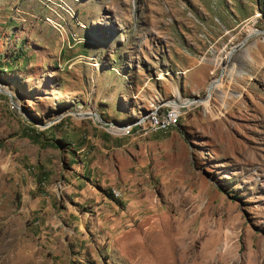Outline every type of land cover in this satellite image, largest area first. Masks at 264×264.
<instances>
[{"label": "rangeland", "instance_id": "374dc122", "mask_svg": "<svg viewBox=\"0 0 264 264\" xmlns=\"http://www.w3.org/2000/svg\"><path fill=\"white\" fill-rule=\"evenodd\" d=\"M86 112L75 191L46 126ZM0 264H264V0H0Z\"/></svg>", "mask_w": 264, "mask_h": 264}, {"label": "crops", "instance_id": "0c3cea01", "mask_svg": "<svg viewBox=\"0 0 264 264\" xmlns=\"http://www.w3.org/2000/svg\"><path fill=\"white\" fill-rule=\"evenodd\" d=\"M257 54L260 53L255 52V55L252 57L250 52L252 61L258 58ZM236 77L239 76L237 75ZM188 79L194 80V77L191 75L188 77ZM197 82H199V85H195V83H192L191 85L194 88V92L202 91L205 88L206 77H203L202 75L197 76ZM214 83H217V81H215ZM189 90L190 89H187L185 93L187 91L188 93L193 92L192 89L190 90V92ZM80 120H82L83 122H80ZM88 120H91L93 122ZM52 121H55V119L51 120L50 122ZM60 121L54 122L51 125L46 126L47 128L50 127L49 128L50 137L48 140H46V142L50 146L54 147L56 150L57 154L55 155V160H56L55 167L61 168L64 165H67L69 177H70L69 179L71 183L76 187L74 190L76 191L79 190L80 188L84 190L81 178H84L85 174L93 173L95 171V168L100 167L97 160H92L95 157L94 149L92 148V146L94 145L97 146V149L95 148V151L97 150L104 151L105 150L104 142L106 141L107 136L105 134H102L103 132H100L101 128L99 124L95 123L94 120H92L91 118L76 117L70 119L69 122L70 125H68V127L64 126L66 129L69 128V130L71 131L69 134L67 133L68 135H70V137H72L70 138L67 137L65 133H62L61 128H57L56 125H61L59 124ZM89 142L91 143L89 144ZM63 145L68 147H66V149H64V151L61 152L62 151L61 146ZM38 169L39 167L37 168L35 173L36 174L35 176L37 177H39ZM41 178L43 179L42 181L47 183V180L44 177Z\"/></svg>", "mask_w": 264, "mask_h": 264}, {"label": "bare ground", "instance_id": "6f19581e", "mask_svg": "<svg viewBox=\"0 0 264 264\" xmlns=\"http://www.w3.org/2000/svg\"><path fill=\"white\" fill-rule=\"evenodd\" d=\"M252 33H253V31L250 32L249 37L252 36ZM216 86H217V83H214L212 85V88H215ZM210 95H211V93H209L208 97H210ZM179 98H180L179 93L177 91H175V100L177 101V100H179ZM195 103H203L204 105L207 106L208 101L207 100L206 101L205 100H200V99L199 100L192 99V100L185 101L184 103H177V104H183L185 106H189V105H192V104H195ZM177 104L174 103V104H171V105L175 106ZM172 109H173V111L171 113H167L168 114V120L165 119V114H163L160 119L153 118L154 119L153 123H152V121H150L151 126L153 127L154 130L159 131V132H165V131L169 130V128H172L174 126L175 118H177V115H178V112H179L180 109H179V107H172ZM122 131L124 133L127 132L126 129L122 130ZM113 194H114V197L119 198V193L117 191L113 190Z\"/></svg>", "mask_w": 264, "mask_h": 264}, {"label": "built area", "instance_id": "2783aa9c", "mask_svg": "<svg viewBox=\"0 0 264 264\" xmlns=\"http://www.w3.org/2000/svg\"><path fill=\"white\" fill-rule=\"evenodd\" d=\"M172 107H179V109L181 110V109H183L185 107V105H183V104H177L175 106H171V110H172ZM78 117L79 118L88 117V118H91L92 120H94V122H95V120H99V116H90V115H87V112L84 113V114H78ZM165 119L168 120V114H165ZM153 120L154 119H149L148 121H152V123H153ZM143 125H144V123H143ZM143 125L141 127H143ZM118 131L123 132L121 130H118Z\"/></svg>", "mask_w": 264, "mask_h": 264}]
</instances>
